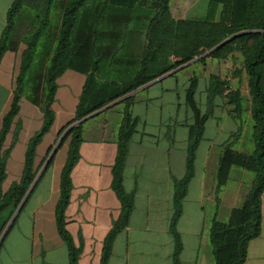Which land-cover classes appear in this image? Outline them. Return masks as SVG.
I'll return each instance as SVG.
<instances>
[{
	"label": "crops",
	"instance_id": "obj_1",
	"mask_svg": "<svg viewBox=\"0 0 264 264\" xmlns=\"http://www.w3.org/2000/svg\"><path fill=\"white\" fill-rule=\"evenodd\" d=\"M10 3L11 0H0V32ZM175 3L174 0L169 3L173 19L186 18ZM108 11L96 23L90 56L97 60L98 79L120 83L131 78L139 67L147 15L139 5ZM16 61L17 54L11 51L0 59V120L10 100ZM183 66L198 70L194 98L203 107L209 73L201 74L202 66L192 62ZM180 71L172 70L130 93L133 101L129 110L136 124L127 145L122 186L132 193L133 206L126 226L112 241L107 264H172L173 238L169 230L172 185L184 173L186 125L191 123L183 99L179 101L190 73L179 79ZM83 81L84 75L71 69H65L55 79L53 122L35 148V166L47 149L54 147L59 129L72 118ZM122 108L123 103L117 101L82 120V139L70 172L71 188L64 211L65 228L74 245L81 247L77 264L99 263L102 239L119 211L118 200L110 188V168ZM41 121L38 107L21 99L13 119L19 130L5 161L3 189L19 179L26 141L39 129ZM236 130L237 123L222 101L216 99L212 116L204 122L193 175L175 223L180 243L178 264H212L207 237L209 222L215 214L224 219L231 208L241 203L246 192L249 184L243 180L246 170L236 167L232 181L228 178L231 186H227V180L214 194L213 176L220 147ZM10 140L8 133L3 149ZM56 148L57 145L52 163L31 189L3 237L0 264H68L67 250L56 232L53 215L59 169L65 158V147ZM234 149L231 164L242 167L246 155L239 148ZM243 264H264V186L260 194L259 234L249 240Z\"/></svg>",
	"mask_w": 264,
	"mask_h": 264
},
{
	"label": "trees",
	"instance_id": "obj_2",
	"mask_svg": "<svg viewBox=\"0 0 264 264\" xmlns=\"http://www.w3.org/2000/svg\"><path fill=\"white\" fill-rule=\"evenodd\" d=\"M169 3L170 0H11L0 32V59L6 51L17 54L10 100L0 120V233L52 149L49 147L40 163L34 165L35 148L53 122L51 103L55 79L65 69L84 75L73 116L56 135L58 138L67 128L57 144V148L65 147V158L59 169L53 215L56 232L67 250L68 264H77L81 251L67 232L64 217L71 188L70 172L77 161L82 139V121L72 124L108 104L123 103L110 168V188L118 200L119 211L102 239L98 263L107 264L112 241L126 226L133 206L132 193H127L122 186L127 145L136 124L129 110L133 101L130 93L181 65L183 68L190 61L201 66L229 61L230 78L234 82L221 73H209L203 107L194 98L197 74L190 73L186 80L183 103L191 123L186 125L184 173L172 185L169 230L173 238L172 264H178L180 243L175 223L181 213L187 183L193 175L195 151L202 138L204 122L212 116L216 99H220L237 123V130L220 147L213 176L214 194L216 196L228 178L232 180L233 168L252 170V179L238 206L231 208L224 219H218L217 214L211 218L207 237L212 264H243L249 240L259 234L260 194L264 186V0H207L200 17L184 19H173ZM134 5L144 7L147 15L139 67L127 81L100 80L95 74L97 60L90 56L96 23L103 13L109 14L108 9L123 11ZM236 33L239 34L203 55ZM241 80L245 83V96ZM21 99L38 107L42 121L26 141L19 179L3 189L5 161L19 130L13 119ZM8 133H11L10 144L3 149ZM234 148L246 155L243 168L231 164ZM54 153L38 179L52 163Z\"/></svg>",
	"mask_w": 264,
	"mask_h": 264
},
{
	"label": "rangeland",
	"instance_id": "obj_3",
	"mask_svg": "<svg viewBox=\"0 0 264 264\" xmlns=\"http://www.w3.org/2000/svg\"><path fill=\"white\" fill-rule=\"evenodd\" d=\"M171 1L173 2V0H171ZM174 2H176L175 4H179L178 5L179 7L176 6V9L180 8V11H183L182 12L183 16H186V18H198L203 14L207 0H174ZM182 13H180V14H182ZM200 71H201V74H202V72L205 74L218 72V73H221L224 78H228V79L231 76L230 75L231 74V68H230V62L229 61H225L221 65H211L210 63H207L204 66H202ZM187 72L196 75L198 70L196 67H187V68L181 70L180 72H178L179 79H181L182 76L185 75ZM229 80L231 82H234V79H232V78H230ZM240 84L242 86L241 90L245 96L246 95V89H245L244 81L241 80ZM179 87H180V85L178 84V88ZM182 99H183V96L181 94L179 101L181 102ZM181 107H182V104H181ZM180 110L182 111V109H180ZM251 179H252V170H249V171L246 170L245 175L243 177V180L245 182H246V180L250 182ZM231 181L228 180L227 186L228 185L231 186V184H232Z\"/></svg>",
	"mask_w": 264,
	"mask_h": 264
},
{
	"label": "water",
	"instance_id": "obj_4",
	"mask_svg": "<svg viewBox=\"0 0 264 264\" xmlns=\"http://www.w3.org/2000/svg\"><path fill=\"white\" fill-rule=\"evenodd\" d=\"M239 33L233 34L231 36H229L228 38L224 39L223 41H221L220 43H218L216 46H214L213 48H211L210 50H208L207 52H205L203 55H205L206 53L210 52L211 50L219 47L220 45L224 44L226 41H228L229 39H231L232 37H234L235 35H237ZM191 62V61H190ZM189 63V62H188ZM182 66V65H181ZM181 66L177 67L174 70H177L178 68H180ZM109 105V104H108ZM96 112V111H95ZM94 113V112H93ZM91 113V114H93ZM91 114L87 115L86 117L90 116ZM86 117L79 119L78 121L74 122L72 125H77L79 122H81L82 120H84ZM70 127V126H69ZM68 127V128H69ZM67 130V128L61 133V135L58 137L54 147H52V149L50 150V152L48 153V156L46 157V159L43 161V164L41 165L40 169L37 171L35 177L33 178L31 184L29 185L28 189L26 190L24 196L22 197L21 201L19 202V204L17 205V207L15 208L14 212L12 213L10 219L8 220V222L6 223L4 229L2 230V232L0 233V242L3 239L7 229L9 228L11 222L13 221L14 217L16 216V214L19 212V209L21 208V206L23 205L24 201L26 200L28 194L30 193L31 189L33 188V186L35 185L40 173L42 172V170L44 169L49 157L51 156L52 152L55 149V146L58 144L59 140L61 139V137L63 136L64 132Z\"/></svg>",
	"mask_w": 264,
	"mask_h": 264
}]
</instances>
